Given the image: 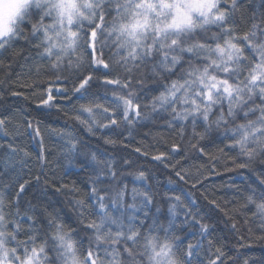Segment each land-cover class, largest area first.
Listing matches in <instances>:
<instances>
[{
    "label": "snow or ice",
    "instance_id": "obj_1",
    "mask_svg": "<svg viewBox=\"0 0 264 264\" xmlns=\"http://www.w3.org/2000/svg\"><path fill=\"white\" fill-rule=\"evenodd\" d=\"M24 2L35 4L30 18L17 23L18 10L0 27V137L6 138L0 143V264H249L241 249L264 242V12L250 13L244 0H197L202 33L192 41L165 36L149 44L123 39L134 37L141 24L124 22L120 0L115 16L103 0L89 5L90 15L80 12L89 21L82 34L74 29L75 0ZM186 25L192 26L190 13L166 27ZM8 98L31 99L72 124L42 126ZM145 122L152 124L147 131ZM213 131L225 133L234 155L206 147ZM85 136L98 137L103 148ZM26 137L38 142L35 154ZM118 147L171 168L176 181L169 178L162 189L151 182L150 168L117 156ZM190 154L207 161L186 168L176 159L187 161ZM58 159L80 161L75 166L84 173L83 186L56 176L51 165ZM217 165L257 178L241 193L243 203L201 193L223 214L224 232L192 191L204 187L206 174H219ZM30 189L39 195L28 199ZM49 189L64 197L72 222L45 202Z\"/></svg>",
    "mask_w": 264,
    "mask_h": 264
},
{
    "label": "trees",
    "instance_id": "obj_2",
    "mask_svg": "<svg viewBox=\"0 0 264 264\" xmlns=\"http://www.w3.org/2000/svg\"><path fill=\"white\" fill-rule=\"evenodd\" d=\"M244 2L245 4H247L250 13L254 12L257 15H259V13L264 12V0H244ZM111 15H115V10H112ZM105 51L107 52L108 49H105ZM187 55L189 58H191V54H187ZM199 62L200 61H197V63ZM16 71H19V68H16ZM158 87L159 85H153V84L149 85V88L153 90H155ZM7 104L13 106L14 108H22L26 114L30 112L31 116L39 120L42 126L51 125L52 127L55 128H63L66 124L69 126H71L72 124V122L66 120L62 114L56 113L55 111H52L51 113H46L44 109L38 108L36 103H34L33 100L31 99L24 100L23 98H18V99L8 98ZM226 105H227V101H225V106ZM145 123H147V127L144 130L147 131V128L152 127V124L150 122H145ZM85 138L90 139V143L94 147L101 146V148H103L98 137L88 138L87 136H85ZM141 138L147 139L146 137H136V140H139ZM54 139L58 140V138H54ZM5 140L6 138L0 137V143L5 142ZM26 141H27L28 150L31 153L35 154L38 151V142L36 140H27V137H26ZM127 143H129V141L126 139L125 144ZM149 143L152 142L149 140ZM227 143L228 141L225 139V133L223 131H213L212 133H210L208 140L205 142L206 147L210 151H214L216 146H219L221 148H224L225 153L234 155V153L231 152L229 148L225 147V144ZM155 148H161L162 150H164V146L161 144H153V149ZM49 151L55 153L56 145L49 142ZM131 153L132 150L130 148L118 147L115 150V154L117 156L126 155L130 159H137V157L132 155ZM108 154L109 156L113 154V149L111 147H108ZM190 157L191 158L187 161L181 159L180 157H176V159H180L181 164L186 168H189L190 165H194V164L198 165L202 162L207 161L206 157L198 159L194 154H190ZM137 162L139 164L144 165L146 168L151 169L152 171L151 182L155 183L156 181H159L160 187L162 189H166L167 187H169L168 185L169 178H171L173 181H176V177L173 175L171 168H165L163 165H154L151 163L150 158L149 159L139 158L137 159ZM78 163H80L79 160H77L74 164H68L65 160L58 159L55 161V163L51 165V169L55 170L56 176H65L66 182L67 179L75 180L77 181L78 184L83 186L84 173L75 166V164ZM221 163H223V161ZM29 165L31 166V169L34 173L40 174V169L32 161H29ZM230 166L231 165H229V167ZM127 171H131V169H127ZM190 171L195 173L196 168L192 167L190 168ZM216 171H218L219 174H215V173L206 174L207 179L204 182L203 188L197 185L195 189H192L193 199L197 200V202L201 206L202 211L211 212L213 221L216 223L217 231L224 232L227 231L228 225L225 221V218L223 217V214L220 213L218 210L210 209V207L207 205V202L203 200L201 193H203L205 189H207L208 191L215 193L218 197H224L226 200L229 201L235 200L239 203H243V196L241 195V193L246 190L247 186H255V184L257 183V178L254 174H252L249 171L245 170L240 173L230 172L225 170V168L221 167L220 165L216 166ZM48 175L49 176L52 175L51 170H49ZM126 179L130 184L135 183V179L132 176H128ZM233 184L239 186L240 189L239 192L229 187L230 185ZM180 187H182L183 190L187 192L189 191L190 185H186L181 182ZM38 195H39L38 192L30 189L28 199H32V197ZM43 199L45 200L46 203L50 202L55 207L61 209L62 213L66 214V218L69 220V222H72L74 216L70 212L69 208L66 206V201L61 194L56 193L54 189H49L47 191V195ZM229 206L231 207V204ZM254 211L255 209L252 208L251 211H248L246 213V215L251 217L252 212ZM233 243H235V241H233ZM241 252L245 257L249 259V264H264V242H260V241L252 242L249 244V246L246 249H241ZM230 254L235 255V252H231ZM237 264H239V262H237Z\"/></svg>",
    "mask_w": 264,
    "mask_h": 264
},
{
    "label": "clouds",
    "instance_id": "obj_3",
    "mask_svg": "<svg viewBox=\"0 0 264 264\" xmlns=\"http://www.w3.org/2000/svg\"><path fill=\"white\" fill-rule=\"evenodd\" d=\"M103 2L106 10H114L116 7V0H103ZM120 2L122 10L126 7L124 22L129 25L137 22L141 24L134 37L125 34L123 39L151 44L157 39L162 41L167 36L168 40L192 41L203 31L201 26L204 25V17L194 7L197 0H164L163 3L161 0H126V4L125 0H120ZM93 3L94 0H75L77 18L74 20V29L81 34L83 30L89 27V21L87 19L81 20L79 13L83 12L85 16L90 15L92 8L89 5ZM137 5L139 6L137 7ZM18 10H20V14L16 17L17 23L29 19L31 14L36 11L34 3L25 4L24 0H0V27H7ZM187 13L191 15L192 26L186 25L179 30L175 27H166L181 22ZM53 16H55L54 11ZM145 20L147 21L146 25L144 24ZM208 27L212 26L208 25ZM211 55L223 67L221 56L215 52H211ZM201 63L207 62L201 60ZM208 66L211 67V65ZM213 71L218 75H224L222 70L213 69ZM225 101L223 102L225 103Z\"/></svg>",
    "mask_w": 264,
    "mask_h": 264
}]
</instances>
